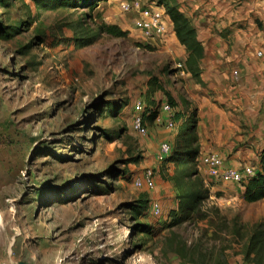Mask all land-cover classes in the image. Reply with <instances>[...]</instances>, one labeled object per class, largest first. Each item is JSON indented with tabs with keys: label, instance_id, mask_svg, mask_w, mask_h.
Masks as SVG:
<instances>
[{
	"label": "rangeland",
	"instance_id": "rangeland-1",
	"mask_svg": "<svg viewBox=\"0 0 264 264\" xmlns=\"http://www.w3.org/2000/svg\"><path fill=\"white\" fill-rule=\"evenodd\" d=\"M37 1L0 0V264H264V199L244 202L243 185L194 177L205 172L198 159L175 165L162 178L175 182L176 198L200 197L175 224L173 211L149 200L152 190L134 184L153 170L147 135L131 126L134 105L149 106L157 94L175 106L171 89L191 105L171 77L184 70L185 48L172 34L164 43L143 38L135 14L120 7L129 0L94 11L43 9ZM100 25L126 36L100 33ZM224 32L218 64L225 71L215 87L201 85L220 115L234 114L236 101L253 108L262 94L258 81L242 78L244 56H231ZM196 111L190 108L175 151L196 147Z\"/></svg>",
	"mask_w": 264,
	"mask_h": 264
},
{
	"label": "crops",
	"instance_id": "crops-1",
	"mask_svg": "<svg viewBox=\"0 0 264 264\" xmlns=\"http://www.w3.org/2000/svg\"><path fill=\"white\" fill-rule=\"evenodd\" d=\"M178 2L180 11L190 19L197 39L204 47L205 57L201 63L202 83L211 81V87H215V82L218 81L214 79L219 77L221 71H225L226 67H220L218 64V57L224 54L227 47L224 42L226 33L224 31H227L228 38L232 39L231 56L236 53L244 56L241 61L242 67H239L243 74L242 78L258 81L262 94L255 98L257 105L254 106V111V107L249 106L247 101L243 105L236 101L234 104L232 102L234 114L224 112L220 115L212 105L208 107L207 92L202 84H197L185 71H176L172 74L176 88L180 89L182 85L183 97L189 100L191 105L184 107L177 93L171 89L173 90L171 96L176 103L174 111L180 114L176 128L170 131L151 120L145 143L150 154V165L155 172L154 189L149 194V200L160 202L167 212L177 211L179 200L176 198L175 182L162 177H165V174L171 177L176 169L173 162L160 163L157 154L163 143L171 142L174 150L180 145L179 141L183 139L180 128L187 123L188 112L192 106L197 109L193 134L199 150L198 157L212 153L226 161V164L224 163L226 167L233 168L234 165L245 166L252 163L259 169L260 155L256 154L264 147V56L254 59L255 50L264 53V0H178ZM257 23L262 27L258 28ZM242 25L245 26L244 29L240 28ZM171 36L175 37L174 33ZM251 60L257 61L256 66L254 64L251 67L247 66ZM152 100L158 104L166 101L164 96L159 97L157 94ZM206 175L204 171L198 170L194 177L204 181ZM210 188L211 191L217 190L215 185Z\"/></svg>",
	"mask_w": 264,
	"mask_h": 264
},
{
	"label": "built area",
	"instance_id": "built-area-1",
	"mask_svg": "<svg viewBox=\"0 0 264 264\" xmlns=\"http://www.w3.org/2000/svg\"><path fill=\"white\" fill-rule=\"evenodd\" d=\"M120 7L126 13L133 12L135 14L133 27L141 32L143 38H146V40L164 43V41L166 42V36L173 35L171 22L163 8L154 7L155 10H151L149 8L150 6L144 5L140 0L126 1ZM165 18H167V21ZM256 55L261 58L264 56V53L259 51ZM159 110L164 115L159 114ZM134 111L135 114L132 117L131 126L142 137L147 135L148 130L145 120L149 116H154L153 121L167 130H173L175 128V111L167 102L159 104L155 102L149 106L143 102H137L134 105ZM172 152L173 149L169 144H161L159 153L157 154V160L162 163ZM197 162L200 167L204 168L210 180L216 184L232 182L241 186L256 174L253 166H243L239 169L226 167L223 159L212 153L198 157ZM154 176V170L148 169L144 172L143 178L135 181L134 184L137 188L153 190ZM153 213L157 217L161 216V209L158 203L153 204Z\"/></svg>",
	"mask_w": 264,
	"mask_h": 264
},
{
	"label": "trees",
	"instance_id": "trees-1",
	"mask_svg": "<svg viewBox=\"0 0 264 264\" xmlns=\"http://www.w3.org/2000/svg\"><path fill=\"white\" fill-rule=\"evenodd\" d=\"M108 0H38L37 5L43 9H57V8H84L89 11H94L100 3ZM156 2L161 6L171 22L174 35L178 42L187 51V57L184 62V70L190 74L191 78L197 84H203L201 80V63L205 57L204 47L198 41L195 28L190 19H188L181 11L178 0H150ZM99 32L107 35L121 38L125 37L126 33L120 30L117 26L100 25ZM89 44V43H87ZM168 104L173 108L171 99H168ZM154 104V103H153ZM154 116H149L146 119L153 120ZM180 119V115L175 112V122ZM146 121V120H145ZM194 125L191 126L190 132L194 130ZM195 144V138H194ZM199 150L197 146L192 150H187L184 153L173 150L172 154L168 156L164 162H173L178 167L180 165H190L198 157ZM244 186L243 200L246 203H254L264 199V150L260 154L259 171L249 179ZM179 200L180 215L177 211L174 212L176 216L175 224L189 218L190 214L195 209V204L199 201V195L188 192ZM173 215V213H171Z\"/></svg>",
	"mask_w": 264,
	"mask_h": 264
},
{
	"label": "bare ground",
	"instance_id": "bare-ground-1",
	"mask_svg": "<svg viewBox=\"0 0 264 264\" xmlns=\"http://www.w3.org/2000/svg\"><path fill=\"white\" fill-rule=\"evenodd\" d=\"M174 45V44H173ZM175 47V46H174ZM175 49H177V47L175 48ZM181 54V52L178 50V55H180ZM182 57V56H181Z\"/></svg>",
	"mask_w": 264,
	"mask_h": 264
}]
</instances>
